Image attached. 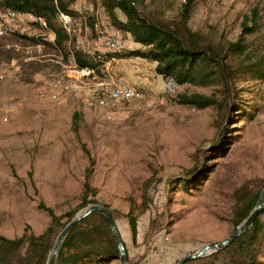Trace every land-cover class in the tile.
<instances>
[{"label": "rangeland", "instance_id": "1", "mask_svg": "<svg viewBox=\"0 0 264 264\" xmlns=\"http://www.w3.org/2000/svg\"><path fill=\"white\" fill-rule=\"evenodd\" d=\"M63 1L72 10L82 5L81 0ZM84 2L97 7L93 0ZM133 3L143 16L175 24L185 0ZM253 9L260 18L252 32L243 34L245 55L227 59L236 71L233 77L226 84H182L171 94L164 92L165 78L156 74L155 62L126 56L142 46L117 30L104 8L85 15L87 30L83 24L75 37L80 48H94L100 32L115 33L125 46L120 58L108 59L96 75L105 81H124L143 95L106 108H90L81 96L55 102L37 96L53 77L72 74L74 60L14 33L53 42L49 29L23 26L0 37V70L9 71L0 81V236L16 239L25 231L44 232L50 217L39 203L60 216L61 223L66 213L82 212L87 182L95 190L87 195L93 200L87 207H107L125 246L126 264H176L227 238L234 231V192L242 185L251 193L264 186V80H254L243 69L260 59L264 67V0H193L186 22L202 43L223 51L240 37ZM115 13L124 21L118 10ZM194 94L221 105L226 99L227 104L221 110L179 102V95ZM224 127L228 130L222 148L214 150ZM196 165L203 172L184 188L180 181ZM151 177L145 192L144 183ZM130 211L136 218L135 241L126 217ZM91 223L100 225L98 220ZM230 252L217 255V260ZM258 260L264 262V233Z\"/></svg>", "mask_w": 264, "mask_h": 264}, {"label": "trees", "instance_id": "2", "mask_svg": "<svg viewBox=\"0 0 264 264\" xmlns=\"http://www.w3.org/2000/svg\"><path fill=\"white\" fill-rule=\"evenodd\" d=\"M192 4L193 0H185L179 21L173 24L151 20L143 16L134 6L133 0H102V6L111 24L117 30L129 34L135 43L142 46V49L127 52L126 56L155 62L156 74L164 78L173 77L180 85H202L216 81L226 84L236 72L228 63V56L239 58L245 55L246 49L242 43L243 34L252 32L258 24L260 18L258 10L253 9L250 17H246L242 24V34L237 41L228 43L223 51H218L212 45L202 43L200 36L187 27L186 22ZM7 9L31 13L42 18L46 22L47 29L53 33L54 40L48 42L41 38L14 33L16 37L33 44H42L61 53L66 58L71 56L78 68H89L98 72V69L108 59L120 58L119 53L89 56L77 49L75 36L68 34L58 21L59 11L74 14L73 10L63 0H0V10L5 11ZM116 10L125 17L124 21L117 17ZM246 21L250 22V27L246 26ZM262 61L263 59L251 62L243 69L247 68L254 80H264ZM179 102L197 109L217 106V109L222 110L223 106L227 104L226 99L221 105L214 98L197 94L179 95ZM238 107L242 109V106L238 105ZM227 130V127H224L220 131L213 147L214 150L222 148L221 145ZM202 172V168H198L197 165L194 166L185 172L186 177L180 181V184L187 188L194 180V176ZM151 181L152 177L144 183L145 192ZM88 193L93 195L95 190L85 182L80 208L87 207L89 203L93 202L92 199H87ZM259 194L260 190L251 193L247 185H242L234 192V208L231 213L234 231L254 209ZM38 208L49 215V226L39 235L27 234L25 231L16 239L0 236V264L47 263L57 233L75 216V212L66 213V221L61 223V217L57 216L52 209L42 203L38 204ZM126 217L132 241H135L137 237L136 218L131 211L127 213ZM263 217L264 208L256 216L247 231L236 237L225 249L211 255L204 264H264L263 261L258 260L259 240L264 233ZM92 220L100 221V225H92ZM71 249H74V252H69ZM229 251L231 252L227 258L221 261L217 260V255ZM118 256L119 252L107 222L101 213L94 212L72 227L61 244L55 264H119ZM202 259L203 257L184 264H198L200 261L202 262Z\"/></svg>", "mask_w": 264, "mask_h": 264}, {"label": "built area", "instance_id": "3", "mask_svg": "<svg viewBox=\"0 0 264 264\" xmlns=\"http://www.w3.org/2000/svg\"><path fill=\"white\" fill-rule=\"evenodd\" d=\"M93 4H86L81 0L82 5H78L73 10L74 14L58 12V21L68 34L77 36L84 24L87 30V17L93 16L97 10L103 9L102 0H93ZM103 7V8H102ZM37 25L40 29H47L46 22L31 13L18 12L7 9L0 10V37H4L10 33L17 32L23 26ZM94 23V28H96ZM100 32V37L94 42V48H80L78 42L77 49L86 55L94 56L101 49L110 53H121L125 46L115 33ZM74 63V71L72 74L61 73L53 77L48 83L37 90L38 97H44L50 101H59L65 96L74 95L81 96L85 104L90 108H106L110 105L122 102H130L142 98L140 89L131 86L124 81H105L101 80L96 73L89 68H78ZM6 67L0 70V81L8 74ZM180 84L173 77H166L163 90L165 93L171 94L178 90ZM10 109L13 106L9 107Z\"/></svg>", "mask_w": 264, "mask_h": 264}, {"label": "water", "instance_id": "4", "mask_svg": "<svg viewBox=\"0 0 264 264\" xmlns=\"http://www.w3.org/2000/svg\"><path fill=\"white\" fill-rule=\"evenodd\" d=\"M264 208V186L260 191L258 200L254 206V209L251 211V213L248 215V217L233 231L227 238H225L223 241L219 243H215L212 245H205L201 247L196 252L186 255L179 259L176 264H184L188 261L195 260L198 258H201L205 255H211L213 253H216L224 248H226L230 243L239 235L247 231L251 225L253 224L256 216L262 211ZM94 212H99L103 215L105 221L107 222L108 228L110 230L111 236L116 244V247L119 252V264H126V250L123 245V241L120 237V234L118 232V229L115 225V222L113 220V217L109 210L105 208L102 205L93 204L88 207H86L82 212L76 214L56 235L51 251L49 254V258L46 264H55V260L57 257V254L59 252V249L61 247V244L69 231L72 229L74 225L82 221L83 219L87 218L89 215H91Z\"/></svg>", "mask_w": 264, "mask_h": 264}, {"label": "crops", "instance_id": "5", "mask_svg": "<svg viewBox=\"0 0 264 264\" xmlns=\"http://www.w3.org/2000/svg\"><path fill=\"white\" fill-rule=\"evenodd\" d=\"M137 88V87H136ZM139 89V88H138ZM141 90V89H140Z\"/></svg>", "mask_w": 264, "mask_h": 264}]
</instances>
